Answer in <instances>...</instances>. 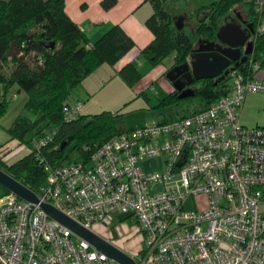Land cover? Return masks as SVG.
<instances>
[{"label": "built area", "instance_id": "2783aa9c", "mask_svg": "<svg viewBox=\"0 0 264 264\" xmlns=\"http://www.w3.org/2000/svg\"><path fill=\"white\" fill-rule=\"evenodd\" d=\"M253 7V36L264 40V0ZM248 27V26H247ZM252 41V40H251ZM226 94L172 122L125 130L88 158L49 167L37 195L86 229L111 214L133 216L143 247L137 264H264V127L246 128L249 93H264L252 59L229 72ZM81 105L64 104L65 123ZM57 131L39 138V152ZM155 161L151 171L144 165ZM203 195L206 207L185 210ZM0 264H119L13 193L0 197Z\"/></svg>", "mask_w": 264, "mask_h": 264}, {"label": "trees", "instance_id": "16d2710c", "mask_svg": "<svg viewBox=\"0 0 264 264\" xmlns=\"http://www.w3.org/2000/svg\"><path fill=\"white\" fill-rule=\"evenodd\" d=\"M154 13L146 26L153 33V41L141 54L151 66L174 57V65L191 62V54L199 41L215 42L221 26L240 8L247 23L256 25L253 7L246 0H219L195 11L197 26L191 35L178 30L172 16L163 9L162 0H152ZM116 0H102L108 10ZM253 48L243 63L254 60L264 67V40L251 35ZM89 39L65 12V0H0V118L6 112V92L16 86L24 91L23 108L35 116L18 115L8 132L13 139L26 144L30 151L11 163L0 157V169L33 192L38 193L47 179L45 164L58 167L71 162L70 154L77 152L87 159L85 147H100L115 135L125 131L122 114L101 113L78 116L70 123L62 117V107L69 104L73 90L82 81L108 64L114 66L134 46L133 40L120 26L112 27L93 47ZM10 68V73L4 69ZM122 79L133 86L141 76L130 65L119 72ZM227 76L195 80L186 87L184 96L175 90L158 105L175 106L183 100L193 105L184 118L206 109L226 94ZM3 97V98H1ZM196 102V103H195ZM179 118V119H180ZM56 130L57 133L39 152L33 144ZM2 146V145H0ZM10 192L0 186V197Z\"/></svg>", "mask_w": 264, "mask_h": 264}, {"label": "crops", "instance_id": "0c3cea01", "mask_svg": "<svg viewBox=\"0 0 264 264\" xmlns=\"http://www.w3.org/2000/svg\"><path fill=\"white\" fill-rule=\"evenodd\" d=\"M162 1L163 9L172 16L175 27L186 34L189 32L193 34L197 26L195 11L199 8L192 9L194 11H191V14V12L186 13L180 4H175L181 0ZM101 2L102 0H65V12L88 37V47H93L114 26H120L133 40L135 46L114 66L108 64L100 66L71 92L68 103L81 105L79 116L99 115L105 112L120 115L127 112L131 106L143 105L142 97L148 98L147 92L153 89L155 82L160 85L162 96L166 97L177 90L174 82L178 78H182L184 83L188 81L186 76L189 73L182 68L184 65H174L172 55L169 56L171 57L169 61L165 59L161 64L153 67L141 54V51L154 39L153 33L146 26L147 20L154 13L152 0H116V4L108 10L102 8ZM128 65L132 66L141 76L133 86H129L119 73ZM179 67H181L180 73H177L176 69ZM185 89L186 87L183 91ZM134 99H138L137 102L130 104ZM15 141L18 140L15 139ZM2 151H4L3 147L0 149L2 160L11 163L26 155L30 149H26L20 157ZM100 236L115 247H119L117 239H112L105 234H100ZM143 241L141 239L142 247Z\"/></svg>", "mask_w": 264, "mask_h": 264}, {"label": "rangeland", "instance_id": "374dc122", "mask_svg": "<svg viewBox=\"0 0 264 264\" xmlns=\"http://www.w3.org/2000/svg\"><path fill=\"white\" fill-rule=\"evenodd\" d=\"M215 1L219 0H181L179 3L175 4H180L186 13H190L191 11H194L192 10L194 8L198 9L203 6H208ZM242 13V10L238 8L229 20L231 21L233 19L234 21H237V15L239 14L241 17ZM186 32L188 31L186 30ZM188 35L192 36V33L189 32ZM169 59H171V57L166 58V61H169ZM4 71L5 73H10V68H5ZM17 89L18 88L14 86L5 94L8 106L6 112L0 118V145H3L0 146V149L3 147L4 151L2 152H8L12 155H18V157H20L25 153L26 149H30V147L19 141L16 142L15 139L11 138L8 129L14 122L15 118L20 114L31 119L35 118V116L23 108L26 94L24 91H18ZM191 91V88L186 87L182 95H187ZM162 93L160 85L155 82L153 89H149L147 92L148 98H146V96L145 98L142 97L143 105L140 107H136V105L131 106L127 112L122 113V127L125 130H132L142 127L148 123L172 122L179 119L185 112L193 110V105L188 103L187 100H183L175 106L159 108L158 105L165 97L162 96ZM137 100L138 99H134L130 104L136 103ZM241 124L249 129L264 127V93H249L246 96L241 115ZM70 157L72 161L82 160L76 151L71 153ZM155 164V161H152L145 164L144 167L149 168L151 171L163 170L162 168H156ZM194 204H197L198 209L205 208V196L200 195L188 199L185 203V210L187 212L193 211L195 209ZM91 230L98 235L105 234L106 236H110L112 239H117V244L119 246L117 248L127 254L137 255L142 248L141 239H144V237L133 216L114 213L107 217L106 224H95L92 226Z\"/></svg>", "mask_w": 264, "mask_h": 264}, {"label": "water", "instance_id": "95a60500", "mask_svg": "<svg viewBox=\"0 0 264 264\" xmlns=\"http://www.w3.org/2000/svg\"><path fill=\"white\" fill-rule=\"evenodd\" d=\"M253 33V26L242 29L240 24L236 21H227L217 32L216 36L219 43L199 41V47L193 50L191 54V62L185 64L182 68L195 80L216 79L222 75L227 76L239 62L245 61V56L251 54L253 42L250 40V36L253 35ZM220 44L226 45L227 47L222 48ZM244 46H246L244 51L245 56L241 58V48ZM231 63H234V65L230 67ZM180 68L181 67L176 69L177 73H180ZM227 80H230V76L227 77ZM177 82L182 83V78H178V80L174 82L177 91L181 92L188 85L189 80L183 83L181 87L177 86ZM0 186L26 202L39 204L48 217L71 230L75 235L91 244L98 252L104 254L107 258L119 264H137L130 255L121 251L100 235L81 226L53 206L41 203L35 192L13 179L1 169Z\"/></svg>", "mask_w": 264, "mask_h": 264}, {"label": "flooded vegetation", "instance_id": "af4514ba", "mask_svg": "<svg viewBox=\"0 0 264 264\" xmlns=\"http://www.w3.org/2000/svg\"><path fill=\"white\" fill-rule=\"evenodd\" d=\"M243 16V17H242ZM242 16L240 17V15L238 14L237 15V17H238V20L236 21V22H238L239 24H240V26H241V28L242 29H246L247 28V26H252V24H249L248 25V23H247V19H246V17L242 14ZM233 20V19H232ZM227 21H230L229 19L227 20ZM226 21V22H227ZM250 40H251V36H250ZM215 43L216 44H218L219 42H218V40H216L215 41ZM220 46L222 47V48H225V47H227L226 45H222V44H220ZM199 47V44L194 48V50L195 49H197ZM245 49H246V46H244L243 48H241V58H243L245 55H244V51H245ZM234 65V63H231V65H230V67L231 66H233ZM222 76H224V75H222ZM222 76H220V77H222ZM187 78H188V80H189V82H191V80H192V78L190 77V76H187ZM184 82H180V83H178L177 84V86L178 87H181L182 86V84H183ZM183 91V90H182Z\"/></svg>", "mask_w": 264, "mask_h": 264}]
</instances>
